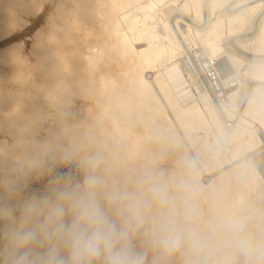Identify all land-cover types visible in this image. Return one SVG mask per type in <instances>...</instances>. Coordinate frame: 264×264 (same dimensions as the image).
<instances>
[{
	"label": "bare ground",
	"instance_id": "obj_1",
	"mask_svg": "<svg viewBox=\"0 0 264 264\" xmlns=\"http://www.w3.org/2000/svg\"><path fill=\"white\" fill-rule=\"evenodd\" d=\"M1 1L0 38L29 17L35 31L28 53L0 49V168H38L88 137L118 165L189 162L205 203L264 228V0ZM188 50L221 100L184 68Z\"/></svg>",
	"mask_w": 264,
	"mask_h": 264
},
{
	"label": "clouds",
	"instance_id": "obj_2",
	"mask_svg": "<svg viewBox=\"0 0 264 264\" xmlns=\"http://www.w3.org/2000/svg\"><path fill=\"white\" fill-rule=\"evenodd\" d=\"M179 167L118 165L88 137L54 145L43 193L24 194L32 169L0 178V264H264V228L205 203L192 165Z\"/></svg>",
	"mask_w": 264,
	"mask_h": 264
},
{
	"label": "rangeland",
	"instance_id": "obj_3",
	"mask_svg": "<svg viewBox=\"0 0 264 264\" xmlns=\"http://www.w3.org/2000/svg\"><path fill=\"white\" fill-rule=\"evenodd\" d=\"M1 3L6 4V1L5 0H4V2L1 1ZM229 9H231V7L227 6L226 7V11L230 12ZM27 19L29 21V23H27V25H25L21 29L17 28L16 31L11 36H9L7 38H4V39L0 38V49L4 48V47H6V46H8V45H10L12 43H18L19 44L20 42H22L21 44H19V45L22 46L21 51H24V53H28V51L30 49V45H31V37H32L35 29H33V27H32L33 22H34V18L33 17H29ZM224 68L229 69L228 66H225ZM26 73H27V71H26ZM4 82H6V80H4V79L2 80L1 79L0 80V85H1V83L3 84ZM6 138L10 141V138L8 136H6ZM47 159H48V155L44 157V160H43L42 163L46 162ZM11 167L0 168V175H3L4 177L12 175L14 169L12 170ZM74 167H75L74 165H72V166H60L58 168V171L67 172L69 170V168L74 169ZM38 168H35V169L33 168L32 169L33 173L28 178L27 187H26L25 193H24L25 195L28 194L29 192L43 193L44 191H46L47 184H48V182H49L51 177L47 176V175H44V176L39 175ZM1 169L2 170L5 169V170L2 171Z\"/></svg>",
	"mask_w": 264,
	"mask_h": 264
},
{
	"label": "built area",
	"instance_id": "obj_4",
	"mask_svg": "<svg viewBox=\"0 0 264 264\" xmlns=\"http://www.w3.org/2000/svg\"><path fill=\"white\" fill-rule=\"evenodd\" d=\"M188 51L189 54L184 56L186 61L184 68L189 71L193 81L197 83L200 89L207 90L214 100H221L224 93L218 85V78H216L213 71L209 70L207 60H203V57H201L200 60L203 61H199L195 52Z\"/></svg>",
	"mask_w": 264,
	"mask_h": 264
}]
</instances>
